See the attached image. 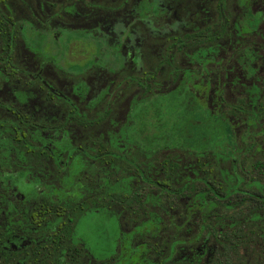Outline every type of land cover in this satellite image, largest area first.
<instances>
[{"label":"flooded vegetation","instance_id":"1","mask_svg":"<svg viewBox=\"0 0 264 264\" xmlns=\"http://www.w3.org/2000/svg\"><path fill=\"white\" fill-rule=\"evenodd\" d=\"M74 39L81 63L63 54ZM137 78L158 97L137 122L163 133L138 139L176 151L135 182L113 178L111 147ZM194 115L213 141L182 135ZM71 143L112 157H80L81 180ZM232 144L264 157V0H0V264H264L257 233L226 231L258 219L228 214V187L264 196L224 183Z\"/></svg>","mask_w":264,"mask_h":264},{"label":"trees","instance_id":"2","mask_svg":"<svg viewBox=\"0 0 264 264\" xmlns=\"http://www.w3.org/2000/svg\"><path fill=\"white\" fill-rule=\"evenodd\" d=\"M139 88L136 91L138 98L136 101H132L130 107V117L128 118L129 123L126 124L125 128H119L114 132L115 142L112 144V153L113 160L115 163L116 170L123 174L124 169L126 172L132 173V180L143 178V170L148 166V163L153 164L155 167H159L161 164L158 161L154 160L158 157V154L162 152H167V158L162 161L168 163L167 167H170V160L168 158L171 157V153L176 151L172 144L161 143V142H142L138 138L141 136H152L158 137L162 136L163 133L161 130L152 126L151 128L143 126V124H138V120L140 119L138 114V107L136 108V104L148 103L154 106L157 102V96H149L146 93V89L150 87L148 81L137 78L132 80ZM134 99V96L132 97ZM246 110V109H244ZM144 115H147V120L149 118H156L153 114L147 113V111L143 112ZM143 115V117H144ZM136 118V122H135ZM144 119V118H143ZM152 122L149 121V125ZM126 136V141L124 137ZM120 143V145H119ZM250 146V144H249ZM231 153L226 158L227 165L225 166V181L227 185H245L251 184L252 181H255L259 184L264 185V157L262 156H252V151L249 147L243 148L242 145L232 144L230 145ZM214 151V150H212ZM149 156H146L148 155ZM161 156V155H160ZM159 156V157H160ZM155 161V163L151 162ZM165 168V164H163ZM215 167V168H214ZM217 165L211 166V184H219L220 179H222V172L218 171ZM218 173L219 175H215L213 177V173ZM135 175V177H134ZM135 180V182H137ZM259 190H261L259 188ZM212 194L221 195L220 190H212ZM237 193L240 191L236 188H227L225 194L227 196H222L228 202L240 201V203H233L232 207H228V214L230 216H244L246 212L247 215L257 216L258 219L256 221H234L226 231L230 232H248V233H257V240L260 243V246H264V196L259 195L257 197L258 204L248 206H244V200L248 202L254 199V196H249L248 194H244L243 196H238ZM263 218V219H262ZM256 237V236H255ZM236 240H232L235 242Z\"/></svg>","mask_w":264,"mask_h":264},{"label":"rangeland","instance_id":"3","mask_svg":"<svg viewBox=\"0 0 264 264\" xmlns=\"http://www.w3.org/2000/svg\"><path fill=\"white\" fill-rule=\"evenodd\" d=\"M83 48L86 49L85 42H83L80 39H74V40L66 43L63 54L64 53L66 54V58H67L66 60L68 62H70V63H81L84 61L83 59H84V57H86V54L84 56L83 55L78 56V54L76 52L79 49H83ZM56 68H59V67H57V65H56ZM162 110L163 111H161V112H165L164 108H162ZM152 112L155 113V111H152ZM166 112H167V110H166ZM165 117L167 119L168 116H165ZM149 119L153 123V124H150L149 127L151 128L153 125L156 126V122H155L156 118H149ZM147 123H149L148 120H147ZM147 123H145V127H147L146 129L149 128ZM163 124L165 125L166 123H163ZM208 127H209V123L204 124L200 115H197V116L194 115L193 118L191 119V121L187 125H185V127H183L182 135H185V137L189 136L190 137L189 139L193 140L194 142L202 141L203 137H205L203 139L205 142V141L209 140V135H210L211 141H213L215 139V138H213L215 135L213 132H210ZM220 135H223V134H220ZM189 139H187V143L193 142V141H190ZM56 141L59 142V139H56ZM82 144H79L80 148H75L74 143L67 144V147L69 148L68 149L69 152L72 149H75L74 152H77L78 154H73L72 159L70 161L67 160V162H66V164L69 165V167L73 169L74 173L76 171L80 172L81 175H79V176H81V178H80L81 180L85 179L87 175H84L82 173V172H84L85 166L80 163V160H79L80 157H82L84 160H87L94 167H100L102 165L103 160H107L108 157H112V153H109V154L104 153L101 155H96L94 150H90L89 148H87V146L85 144H83V145ZM104 168L107 172V167L105 166ZM114 168H116L115 165H113V168L111 171V174H113V178H114V171H115ZM118 175L120 178L124 177L123 174L120 172H118ZM246 185H250V186L252 185V187L256 186L257 188L262 187L264 189V185L259 184L255 181H252L251 184H246ZM115 222H113V223H115ZM85 226H86V224L83 225L84 228H85ZM116 229H117V225L115 223L114 224V232L116 231Z\"/></svg>","mask_w":264,"mask_h":264}]
</instances>
